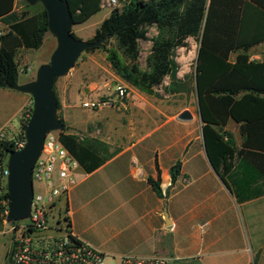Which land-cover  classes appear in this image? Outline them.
Here are the masks:
<instances>
[{
    "label": "crops",
    "instance_id": "crops-1",
    "mask_svg": "<svg viewBox=\"0 0 264 264\" xmlns=\"http://www.w3.org/2000/svg\"><path fill=\"white\" fill-rule=\"evenodd\" d=\"M247 54L251 61H264V40ZM175 61L176 77L183 80L187 75L176 56ZM123 86L125 108L112 109L126 113L102 109L93 120L104 130L95 139L107 145L110 157L89 173L79 166L73 171L75 185L62 207L71 231L113 264L126 256L161 264H264V193L237 203L219 182L203 154L196 106L193 113L184 100L170 102L180 94L161 100ZM30 105L29 95L0 88V131L12 129L16 120L18 136ZM184 110L191 119L180 121L177 115ZM223 129L238 147V124L229 120ZM176 163L171 184L169 169ZM156 169L158 195L146 181L156 179Z\"/></svg>",
    "mask_w": 264,
    "mask_h": 264
},
{
    "label": "trees",
    "instance_id": "trees-1",
    "mask_svg": "<svg viewBox=\"0 0 264 264\" xmlns=\"http://www.w3.org/2000/svg\"><path fill=\"white\" fill-rule=\"evenodd\" d=\"M63 1L72 25L82 24L100 10V0ZM36 5L40 11L29 13L16 11L14 0H0V23L5 27L0 33V88L17 82L15 51L41 46L47 32L44 10L38 3L24 6L34 9ZM148 27L155 29V35L148 40L150 47L141 68L138 41L147 40ZM188 38L197 42L195 81L207 158L237 203L260 197L264 193V61L249 60L247 51L264 40V0H125L121 8L109 11L88 41L103 39L98 48L103 49L114 74L145 95L161 99L154 88L164 78L163 93H193L192 74L183 80L176 77L175 52L187 48ZM108 41L114 47L104 48ZM231 54L232 62L228 60ZM52 92L58 110L53 86ZM56 117L62 123L59 142L85 173L110 157L105 143L68 133ZM229 120L238 124V147L223 129ZM26 121L21 119L20 135ZM9 151L8 144H0V161ZM178 168L176 163L169 169L171 184ZM146 181L158 195V170L156 179ZM5 205L4 192L0 195V228Z\"/></svg>",
    "mask_w": 264,
    "mask_h": 264
},
{
    "label": "built area",
    "instance_id": "built-area-1",
    "mask_svg": "<svg viewBox=\"0 0 264 264\" xmlns=\"http://www.w3.org/2000/svg\"><path fill=\"white\" fill-rule=\"evenodd\" d=\"M117 0H100L101 7H114ZM113 92L109 99H97L82 102L81 108L95 111L102 108H125L126 90L121 84L112 85ZM31 105L24 112L28 118ZM0 144H8L10 151H18L24 145L23 134L8 139L0 131ZM6 160L7 153L0 161V195L6 190ZM78 167L75 159L61 145L58 132L45 134L41 150L31 169L32 195L29 206L27 224L20 226L5 223V213L2 224H11L9 231L20 228L17 238L11 240L5 264H103L101 252L86 241L78 238L69 227V214L62 208L60 214L58 203H64L69 191L75 185L73 171ZM37 183L39 190L33 193V184ZM162 260L155 258H134L126 256L121 264H161Z\"/></svg>",
    "mask_w": 264,
    "mask_h": 264
},
{
    "label": "rangeland",
    "instance_id": "rangeland-1",
    "mask_svg": "<svg viewBox=\"0 0 264 264\" xmlns=\"http://www.w3.org/2000/svg\"><path fill=\"white\" fill-rule=\"evenodd\" d=\"M125 0H117V4L114 7H101L98 12L91 15L85 22L79 25H72V34L81 41H87L92 37L94 29H96L99 23L105 19L108 12L113 8H121ZM27 5L24 0H14V6L16 11L27 10L29 13L40 11V6L36 5L34 9L25 7ZM155 35V29L148 27L146 29L147 40L138 41L139 45V65L144 67V60L148 54L150 42L148 41ZM187 48H179L175 52L176 59L180 61V71L185 74L193 76V66L196 56L197 42L192 38L186 40ZM114 47L111 41L104 43V48ZM55 47V40L48 32L42 38L41 46L36 49H23L19 48L15 51L14 62L17 65L18 77L17 82L26 83L34 78V74L39 65L47 63L49 55ZM233 57V55H231ZM112 83L124 84L112 71L109 63L105 59V53L103 49L96 48L91 51L82 52L71 69L60 78H57L53 84V91L58 100L59 108L56 110V116L60 117L66 125V131L70 134H74L77 137L83 138H97L99 139L104 130L100 126L95 125V116L102 109L114 110V114L117 116L124 115L126 112L112 109L102 108L95 111H90L81 108L82 102H91L97 99H109L113 92ZM167 84V78H164L162 84L154 88V91L161 96V100H166L167 94L163 93L162 88ZM85 90V92H84ZM153 98V97H152ZM185 101L186 107H188L193 113L195 111V99L194 92H188L186 94L175 95L172 97L173 104H182ZM62 106H65L68 114H64ZM75 121V123L73 122ZM14 126L3 130L8 139L15 136L17 131V121L15 120ZM229 130V128L227 129ZM39 190L38 184H33V193L37 194ZM64 204L63 199H60L58 203V210L60 214ZM27 220L17 221L15 224L23 226L27 224ZM11 224L1 225L0 228V264L5 263V253L9 252L11 246V240L18 237L21 229L18 227L14 231H9ZM103 264H113L108 259H103Z\"/></svg>",
    "mask_w": 264,
    "mask_h": 264
},
{
    "label": "water",
    "instance_id": "water-1",
    "mask_svg": "<svg viewBox=\"0 0 264 264\" xmlns=\"http://www.w3.org/2000/svg\"><path fill=\"white\" fill-rule=\"evenodd\" d=\"M24 2L28 6L37 3L41 5L45 13L47 32L53 36L55 47L49 55L47 63L38 66L31 81L9 87L12 90L29 95L31 109L22 130L23 147L18 151L7 153L5 223H14L29 216L33 163L41 150L45 134L51 131L59 132L62 129V123L56 117V103L52 92L53 80L63 77L82 52L98 48L103 41V39L81 41L71 35V15L63 0H24ZM195 65L196 56L193 66V92L197 115L201 123L195 81ZM177 119L187 121L191 119V115L187 110H184L177 115ZM200 137L203 154L210 170L219 182L225 186L207 158L201 129Z\"/></svg>",
    "mask_w": 264,
    "mask_h": 264
},
{
    "label": "flooded vegetation",
    "instance_id": "flooded-vegetation-1",
    "mask_svg": "<svg viewBox=\"0 0 264 264\" xmlns=\"http://www.w3.org/2000/svg\"><path fill=\"white\" fill-rule=\"evenodd\" d=\"M5 254L7 255V252Z\"/></svg>",
    "mask_w": 264,
    "mask_h": 264
}]
</instances>
